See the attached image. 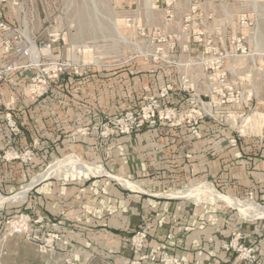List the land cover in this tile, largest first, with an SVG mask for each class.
Returning a JSON list of instances; mask_svg holds the SVG:
<instances>
[{"label": "crops", "instance_id": "1", "mask_svg": "<svg viewBox=\"0 0 264 264\" xmlns=\"http://www.w3.org/2000/svg\"><path fill=\"white\" fill-rule=\"evenodd\" d=\"M196 1L203 10L195 14L203 24L196 25L198 32H205L213 44L229 49L231 45L223 38L231 33L229 27L235 19L232 9L224 11L218 0ZM190 4L191 0L177 2L181 30ZM130 5L133 7V0ZM207 5L210 7L204 8ZM147 10L153 9L147 6ZM247 42L252 55L232 58L228 67L243 98L253 95L264 102V48ZM203 48L202 42L183 48L188 52L184 65H194L198 70L194 80L200 88L196 94L207 103L204 97L210 94L207 77L211 71L195 60L207 52ZM187 58L192 62L185 61ZM173 67L165 74L148 61L130 62L110 72L100 66L89 67L82 76L63 74L50 92L39 97L23 91L26 75L0 81V113H13L21 127L16 146L35 151L31 162L0 159V197L24 195L0 205V226L9 214L29 213L38 221L32 226L34 240L39 242L50 233L57 236L58 253L80 264L92 260L130 264L137 258L130 244L137 230L147 234L148 252L168 251L181 264H249L224 247L240 231L243 242L255 245L264 263L262 209L253 207L252 213L245 212L246 207L229 200L264 207V126L258 129L242 124L239 128L234 122H221L218 110L205 106L207 113L195 115L190 124H146L130 135L98 136L106 116L138 108L146 96L160 95L162 87L177 83L170 76ZM190 97L175 89L166 100L182 107ZM254 117L264 119V110ZM8 130L1 118L0 149L5 147ZM87 162L103 164L106 173L78 180L53 173L56 165L79 172V164ZM98 172L87 170L88 174ZM44 176L27 189L29 183ZM119 177L136 188L126 187ZM201 184L225 198L208 195L215 202H200L203 196L195 195ZM180 190L190 194L184 196ZM258 213L262 216L253 217Z\"/></svg>", "mask_w": 264, "mask_h": 264}, {"label": "rangeland", "instance_id": "2", "mask_svg": "<svg viewBox=\"0 0 264 264\" xmlns=\"http://www.w3.org/2000/svg\"><path fill=\"white\" fill-rule=\"evenodd\" d=\"M13 1L6 0L2 4L6 11V18L12 24L20 25L29 37L44 39L47 37L46 28L50 23L53 24L56 30L66 33L64 36L65 41L60 42L58 46L63 58H69L79 64V73L71 72L75 76H82L89 67L100 66L103 70L110 72L118 70L130 62L137 61L141 64L148 61L160 66L158 70L164 72V74L165 70H168L167 68L174 66L170 76L177 83H170L173 85L171 91L181 89L180 77L183 74H188L195 83L196 88H200L194 80L197 78L198 70L194 68V65H184V58L188 56L186 54L188 52L183 51V48L202 42L207 52L200 58H195L198 62L211 56L209 51L211 47L222 48L220 43L219 45L213 44L211 38L205 32H198L196 29V25H203L199 19L196 20L195 18L196 13L200 14L203 11L200 3L196 0H191L189 11L184 16V29L182 30L177 24V4L174 9L173 20L167 21L163 0H133V7L130 5V0H21L20 5H13ZM218 2L222 3L224 11L232 9L235 15L233 24L229 27L231 33L228 38H223V41L229 42V45H231L230 41L234 35L243 34L253 47L257 49L264 48V0L261 2L253 0H218ZM195 5H197L196 9H194ZM147 6L153 10H147ZM209 7L207 5L204 8ZM189 15H191V19L187 20ZM242 15H247L248 20L246 22L242 20ZM130 18L132 19L131 22L129 21ZM192 56L195 55L192 54ZM185 61L192 62V59L187 58ZM169 65L170 67H168ZM25 75L27 78L23 85V91L30 94L28 85L33 70L28 71ZM230 80L236 89L237 78L230 76ZM51 87L48 92H50ZM161 90L160 95L146 96L138 108L127 109L116 116H106L99 128V138L108 139L120 135L103 137L100 130L103 124H110L111 126L118 124L117 121L124 117L128 111L143 113V109H145L146 114H148V111L150 114L155 111L156 117L154 118L157 121L149 122L146 120L144 125L192 123L194 116L199 114V108L195 103L189 99L187 104L182 107L173 106L167 102L166 95L161 96ZM204 99L207 103L212 100L210 94ZM212 102V106L215 102L213 108L218 110L221 122L231 121L239 128L242 124L254 125L258 129L264 126V119L256 120L254 117V113L264 110V102L255 100L253 95L231 101L215 98ZM1 105L2 103L0 107ZM149 119L151 120L153 117ZM15 147L17 148V146ZM8 149L9 147L6 144L5 147L0 149V159H4L5 152ZM87 163L99 164L96 162ZM206 187V185L201 184L200 189ZM207 200L210 201L209 196H204L202 201L206 202ZM236 202L240 204V202ZM14 203L16 204V201ZM252 209L253 207L249 209L246 207L245 212L249 210L248 212L252 213ZM257 210L256 212H259ZM22 213L27 214L26 212H20L9 214L4 218L0 226V236L5 230L6 221L9 218H17V215ZM32 226H30L31 230ZM33 237V233L31 239H27L22 234H12L1 241L0 264H80L71 261L63 254H59L56 242L53 251H44V248L40 245L44 243V238L37 242ZM86 264L109 263L92 260Z\"/></svg>", "mask_w": 264, "mask_h": 264}, {"label": "built area", "instance_id": "3", "mask_svg": "<svg viewBox=\"0 0 264 264\" xmlns=\"http://www.w3.org/2000/svg\"><path fill=\"white\" fill-rule=\"evenodd\" d=\"M6 0H0V81H5L12 75L23 77L28 71L33 70V75L29 78L30 83L28 89L33 96H42L48 92L53 81L60 78L66 72L79 73V64L69 58H63L61 55L60 42L65 41V32L56 30L52 23L46 28L47 37L31 38L25 34L24 29L20 25L9 22L6 18L5 8L2 4ZM165 7V18L172 21L174 18V9L177 0H163ZM21 0H14L13 5H20ZM197 2V1H196ZM197 5L194 6V9ZM242 20H248L247 15H242ZM191 19V15L187 20ZM131 22L132 19L130 18ZM231 47L222 49L220 47H211V56L202 59L205 70L211 71L208 75L210 80V95L212 100L209 103L204 102L196 94V86L188 74L180 77L181 90L191 95L190 99L199 108L200 116L205 115V106H212L215 98L223 101H231L242 98L234 88L230 80V68L228 62L235 57H248L252 55L249 49L246 37L243 34H236L231 38ZM173 89L172 84H168L161 90V96L167 95ZM251 99V98H249ZM0 100V104H1ZM215 104V102H214ZM213 104V106H215ZM212 106V107H213ZM196 110V109H195ZM153 117V119H149ZM156 112L146 114L145 109L142 112L128 111L117 121L118 124L111 126L103 124L100 134L103 137L110 135H130L135 130L142 127L146 120L156 122ZM3 118L8 125V133L6 134V145L9 149L5 152L4 158L19 159L24 162H31L35 157V151L31 148L20 149L16 146L17 136L21 132L18 118L11 112L0 113V119ZM38 221L30 214L22 213L17 218H9L6 221L5 230L0 236V242L5 240L9 235L22 234L27 239L32 238V230L30 226L37 224ZM57 236L47 234L44 237V243L41 247L44 251H53L55 248ZM147 234L143 230H137L130 237V244L137 258L133 259L130 264H144V261H150L158 264H181L180 259L173 253L168 251L148 252L147 251ZM227 250H232L249 264H264L260 261L257 248L255 245H247L243 242L242 232H235L228 242L224 244ZM2 251V250H0ZM192 264H201L196 261Z\"/></svg>", "mask_w": 264, "mask_h": 264}, {"label": "bare ground", "instance_id": "4", "mask_svg": "<svg viewBox=\"0 0 264 264\" xmlns=\"http://www.w3.org/2000/svg\"><path fill=\"white\" fill-rule=\"evenodd\" d=\"M67 161V160H66ZM71 161V160H70ZM56 163V162H55ZM54 164V163H53ZM52 165V164H51ZM70 165V164H69ZM60 167V166H59ZM71 167V166H70ZM73 167V166H72ZM80 169H82L81 171H79V172H77L76 170H74V169H71V168H69L68 166H63V167H61L60 169H58L57 168V165L56 166H54V168H53V173H58V174H61V175H68V174H71V175H81V174H88L87 173V170L88 171H93L94 170V172L95 171H99L97 168L98 167H96L95 165H91V164H79V166H78ZM76 168V167H75ZM86 170V171H85ZM32 183V182H31ZM27 188H29V186L27 187ZM26 191V190H25ZM205 192V193H207L208 191L209 192H211L210 194H206V195H212L213 197L214 196H217V197H224L225 198V196L224 195H222L221 193H219V192H215L214 190H210L209 188H204V189H200V193H198V194H196L195 196H203V192ZM207 191V192H206ZM199 192V191H198ZM20 194V193H19ZM19 194H17L16 196H14V197H7V198H3V197H0V203L1 202H6V201H8V200H16V199H21V198H23L24 197V195H23V197H21ZM182 194L184 195V196H188L190 193L188 192V191H186V190H183V192H182ZM230 200V202L231 203H234V204H237V202L234 200V199H229ZM3 203H1L0 205H2ZM240 206H242V207H248V209L250 208V207H252V206H254V205H251V203H245V204H241ZM255 207H260L262 210L260 211V212H262V213H264V207L263 206H261V205H256ZM241 209V208H240ZM254 209V208H253ZM252 209V210H253ZM251 210V211H252ZM249 211V210H248ZM248 211H246V212H248ZM259 214V213H258ZM258 216H262V215H258Z\"/></svg>", "mask_w": 264, "mask_h": 264}, {"label": "water", "instance_id": "5", "mask_svg": "<svg viewBox=\"0 0 264 264\" xmlns=\"http://www.w3.org/2000/svg\"><path fill=\"white\" fill-rule=\"evenodd\" d=\"M96 167H98L99 168V170H100V172H98V173H96V174H93V173H90V174H81L80 176L79 175H71V174H68L67 176L66 175H60V176H62V177H64L66 180H78L79 178H92L93 176H95V175H103V174H105L106 172H103V170H105V167H104V165L103 164H97V165H95ZM50 167V166H49ZM48 167V168H49ZM47 176H44V177H41V178H38L37 179V181L35 182V183H33V184H31V183H29L26 187H28L29 186V188H27L28 190L29 189H31V188H33L37 183H39L40 181H42V180H44L45 178H46ZM114 177V176H113ZM119 179H121L122 181H123V183L125 184V186L126 187H134V188H136L135 186H133V183H131L130 181H127V180H124V179H122V178H120L119 177ZM198 190V189H197ZM183 190H180L179 191V193L180 192H182ZM199 191V193H200V190H198ZM181 195V194H180ZM0 196H2V195H0ZM206 196H208V195H206ZM12 197H14V196H12ZM209 198H210V202H215V200L216 199H212L211 198V196H209ZM204 199V195H203V198H202V200ZM201 200V202H203ZM246 202H244V201H240V204H245ZM251 205H254V206H252V207H255L256 205H258V204H256V203H251ZM239 207V206H238ZM253 217H258V215H255V216H253Z\"/></svg>", "mask_w": 264, "mask_h": 264}]
</instances>
